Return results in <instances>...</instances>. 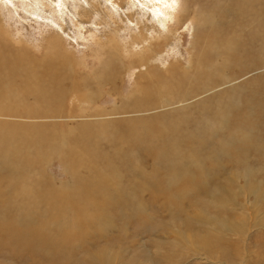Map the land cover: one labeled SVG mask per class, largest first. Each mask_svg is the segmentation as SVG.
I'll return each mask as SVG.
<instances>
[{
    "label": "rangeland",
    "instance_id": "obj_1",
    "mask_svg": "<svg viewBox=\"0 0 264 264\" xmlns=\"http://www.w3.org/2000/svg\"><path fill=\"white\" fill-rule=\"evenodd\" d=\"M159 1L0 0V264H264V0Z\"/></svg>",
    "mask_w": 264,
    "mask_h": 264
},
{
    "label": "bare ground",
    "instance_id": "obj_2",
    "mask_svg": "<svg viewBox=\"0 0 264 264\" xmlns=\"http://www.w3.org/2000/svg\"><path fill=\"white\" fill-rule=\"evenodd\" d=\"M158 1V0H157ZM244 1H247V0H244ZM250 2H248L249 3V5H252L251 7V9H254L253 8V3H255L254 1H251V0H249ZM112 2V1H111ZM174 2V1H173ZM159 3H161V4H163L164 6H166L165 5V3L166 4H168L169 3V1L168 0H160L159 1ZM178 3V2H177ZM160 4V5H161ZM168 5H170V3L168 4ZM167 5V6H168ZM167 6H166V8H167ZM169 7V6H168ZM163 8L164 7H160V8H156V10H155V12L157 13V12H160L161 14L163 13H166V11L164 12L163 11ZM173 8V7H172ZM172 8H170V9H172ZM169 9V10H170ZM175 10V9H174ZM168 11V10H167ZM158 14V13H157ZM156 14V15H157ZM250 14V13H249ZM166 15V14H165ZM167 16V15H166ZM166 16H164V17H166ZM137 22V21H136ZM264 43V42H263ZM144 44V43H143ZM196 47V46H195ZM225 53V52H224ZM200 57V56H199ZM228 60V59H227ZM12 61V60H11ZM17 64H19L18 65V67H19V69H18V72H16L15 73V77H17L18 79H20L19 80V85L22 87L21 89H22V93H23V95H24V97H23V100H28L29 99V97H33L32 99H33V103L31 104L30 103V105L31 106H33V107H35L36 109H31V110H20V111H17V110H15L14 108H11V109H5L4 108V110H2V109H0V117H3V120H5L4 119V117H23V118H44V119H48V120H53V121H56V120H59V119H63V117H61V116H52V115H50L51 114V111H50V109L48 108V105H58V104H60L62 101H63V99L62 98H64V97H62V96H60L59 94H58V96H57V101L55 102L54 101V97L51 95V92L49 91H47V90H49L48 88H52V86H56L57 88L58 87H60V86H57L58 84H60V83H55V80L54 79H56L55 78V76L54 75H52V74H50V73H47L46 75H45V82L44 83H38V81H39V79H33V83H31V81H30V79L29 78H23V77H19V71L20 70H22V69H24L25 71H26V69H27V65L26 64H24V65H22V64H20V63H18V62H16ZM197 63L200 65V67H201V71L203 72L204 70L203 69H205L206 68V64L204 63V65L200 62V61H197ZM1 68V67H0ZM59 69V68H58ZM16 71H17V69H15ZM12 73V72H11ZM222 73V72H221ZM223 74H224V72H223ZM225 75V74H224ZM223 76V75H222ZM226 76V75H225ZM226 77H228V76H226ZM222 78H224V76L222 77ZM229 78V77H228ZM234 78H236V77H234ZM38 80V81H37ZM52 80H54V82L52 81ZM58 80H59V78H58ZM61 80V79H60ZM62 80H63V78H62ZM226 82H228L229 81V79H227V78H225L224 79ZM56 82H59V81H57L56 80ZM64 82V81H63ZM62 82V83H63ZM1 84H3L2 83V81H0V87H1ZM60 85H62V84H60ZM96 85L97 86H99L98 85V82L96 83ZM4 87H5V85L3 84V89H2V91L4 90ZM55 87V88H56ZM155 88H158L157 86H154ZM163 87H164V89H163ZM62 89H64L65 90V88L64 87H61ZM191 88V87H190ZM190 88H188L186 91H184L183 89H182V87H180V88H178V91H179V101H183L184 99H185V95H186V93L189 95V96H191V92H190ZM53 89H51V91H52ZM148 90H149V88H148ZM54 91V90H53ZM66 91V90H65ZM67 91H68V89H67ZM66 91V92H67ZM164 91H166V85H164V86H162L161 88H160V92H164ZM187 91H189V92H187ZM8 91H3V94H2V92H1V90H0V103L1 104H3V103H5V102H7L6 100H5V96H6V94L5 93H7ZM62 92V91H61ZM69 92V91H68ZM53 94V93H52ZM65 95V93L64 92H62V95ZM68 94V93H67ZM66 94V95H67ZM172 94V93H171ZM54 96H56V94L54 95ZM146 96H148V100H150L151 99V96H152V94L148 91V93H146ZM7 98V97H6ZM86 98L89 100V101H93V97H92V95H88V96H86ZM8 99H11V98H8ZM90 103V102H89ZM92 104H94V103H92ZM158 104H161V102L160 103H158ZM192 104V103H191ZM118 108V107H117ZM141 108L142 109H140L139 108V106H137V105H135V106H133V107H131L130 108V113H135V115H139L138 113H147V112H150V110H156V109H158V107H157V105H148V106H145V107H143V106H141ZM114 109V108H113ZM127 110V109H126ZM125 109H120V113H121V117H125V116H127V115H130V116H127L128 118H133V119H128L127 118V120H123V121H121L122 123L123 122H125V123H130V124H132L133 126H134V122L135 123H137L138 125H139V117H143V114H141V115H139V116H137V117H133V114H128L129 113V111L127 110L126 111ZM112 111H114V110H111V111H109L111 114H112ZM116 112V111H115ZM114 112V113H115ZM128 112V113H127ZM153 114V113H152ZM37 115H41L40 117H37ZM146 115V114H145ZM144 115V116H145ZM112 116H114V115H111V117ZM120 117V118H121ZM65 118V117H64ZM89 118H95V120H96V118H98L97 119V122H98V125L100 124V123H102L103 124V122H107V118L105 117V116H101V115H98V114H95L94 115V117H89ZM88 118V119H89ZM112 118H115V117H112ZM117 118H119V117H117ZM151 118V117H150ZM123 119V118H122ZM2 120V119H1ZM2 120V121H3ZM12 120V119H11ZM34 120V119H33ZM47 120V121H48ZM67 120V119H66ZM37 121V120H36ZM43 121V120H42ZM67 121H69V120H67ZM89 121V120H88ZM87 121V122H88ZM114 121H116V123H118L119 124V120H114ZM97 122L95 123V124H97ZM120 122V123H121ZM3 122H1L0 121V126L2 127V126H5L4 124H2ZM144 123V122H143ZM143 123H141V124H143ZM22 124V123H21ZM88 124V126L90 127L91 125H92V123H87ZM50 125V124H49ZM52 125V124H51ZM147 125V124H146ZM161 125V124H160ZM13 126V125H12ZM32 126V125H31ZM87 126V127H88ZM124 126V125H123ZM154 126V125H153ZM162 126V125H161ZM168 126H170V125H168ZM128 128V127H127ZM155 128V127H154ZM129 129V128H128ZM149 129V128H148ZM11 130V129H10ZM13 130V129H12ZM127 130V129H126ZM151 129H149V131H150ZM153 130V129H152ZM34 131H36V130H34ZM132 131V130H131ZM154 131V130H153ZM1 132V131H0ZM16 132V131H15ZM18 132V131H17ZM9 133V132H8ZM11 133V132H10ZM133 133V132H132ZM14 134V133H13ZM6 135V134H5ZM15 135V134H14ZM20 135V134H19ZM127 135V134H126ZM6 137V136H5ZM3 138V137H2ZM2 138H1V140H2ZM102 138V137H101ZM4 139V138H3ZM6 140H7V138H5ZM9 139V138H8ZM42 139V138H41ZM0 140V141H1ZM5 140V141H6ZM7 142V141H6ZM9 142H12V140L11 141H9ZM12 144V145H11ZM40 144V143H39ZM2 145V144H1ZM6 145V144H5ZM16 146L17 145H14L13 144V142L12 143H8L7 144V146H6V148H7V150H8V152L9 153H7V154H4L3 155V158H4V164H3V166L4 165H7V167H8V165H10L11 163H10V161H11V157H13L15 154H16ZM19 146V145H18ZM2 147V146H1ZM22 147V146H21ZM15 148V149H14ZM19 147H17V149H18ZM15 152H14V151ZM62 150V149H61ZM21 153V152H20ZM37 154V153H36ZM41 154V153H40ZM115 154V153H114ZM111 155V154H110ZM58 157H60V156H58ZM62 157V156H61ZM116 158V157H115ZM114 158V159H115ZM107 160H110L109 158L107 159ZM107 162V161H106ZM119 162V161H118ZM105 163V162H104ZM14 166V165H13ZM111 168V167H110ZM2 169V168H1ZM3 169H5V167L3 168ZM8 169V168H7ZM71 190V189H70ZM114 199V198H113ZM36 206V205H35ZM69 214V213H68ZM70 215V214H69ZM72 216V215H71ZM67 217V216H66ZM61 218H63V214H62V216H61ZM68 219V218H67ZM64 220H66V219H64ZM70 222V221H69ZM66 223V222H65ZM65 225V224H64ZM68 225V224H67ZM80 226V225H79ZM72 228H74V227H72ZM235 228V227H234ZM241 227L240 226H237V231L238 232H236V234H238V235H241V234H239V232L241 233ZM66 230H67V228H66ZM225 231V230H224ZM231 231V230H230ZM236 231V230H235ZM77 232H79V230L77 231ZM83 232V231H82ZM231 233V232H230ZM246 234V233H245ZM237 235V236H238ZM69 238V237H68ZM71 239V238H70ZM223 255V254H222ZM219 262V261H218ZM220 264V263H219Z\"/></svg>",
    "mask_w": 264,
    "mask_h": 264
}]
</instances>
